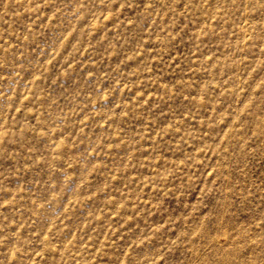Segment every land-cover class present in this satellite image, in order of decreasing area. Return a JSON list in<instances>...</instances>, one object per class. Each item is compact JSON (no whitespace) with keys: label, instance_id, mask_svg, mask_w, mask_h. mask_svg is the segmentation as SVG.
<instances>
[{"label":"rangeland","instance_id":"374dc122","mask_svg":"<svg viewBox=\"0 0 264 264\" xmlns=\"http://www.w3.org/2000/svg\"><path fill=\"white\" fill-rule=\"evenodd\" d=\"M0 264H264V0H0Z\"/></svg>","mask_w":264,"mask_h":264},{"label":"bare ground","instance_id":"6f19581e","mask_svg":"<svg viewBox=\"0 0 264 264\" xmlns=\"http://www.w3.org/2000/svg\"><path fill=\"white\" fill-rule=\"evenodd\" d=\"M192 246V245H191ZM192 248H193V246H192Z\"/></svg>","mask_w":264,"mask_h":264}]
</instances>
